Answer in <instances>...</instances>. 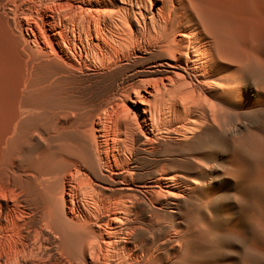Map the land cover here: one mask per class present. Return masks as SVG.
<instances>
[{
  "label": "bare ground",
  "instance_id": "6f19581e",
  "mask_svg": "<svg viewBox=\"0 0 264 264\" xmlns=\"http://www.w3.org/2000/svg\"><path fill=\"white\" fill-rule=\"evenodd\" d=\"M263 27L264 0H0V264H216L258 227Z\"/></svg>",
  "mask_w": 264,
  "mask_h": 264
},
{
  "label": "rangeland",
  "instance_id": "374dc122",
  "mask_svg": "<svg viewBox=\"0 0 264 264\" xmlns=\"http://www.w3.org/2000/svg\"><path fill=\"white\" fill-rule=\"evenodd\" d=\"M261 29H262V31H260L261 33H260V35H258V37H260L259 39L261 40V42H259V39H258L259 43L257 42L258 43L257 46L259 45L258 46L259 48L257 47L256 51H257V54L260 52V55L262 56V58H264V41H263L264 36H263V40L261 39L262 38V32L264 31V27ZM263 35H264V33H263ZM260 44H262V45H260ZM261 56H259V57H261ZM261 60L263 61L264 59H261ZM262 80L264 81V77L262 78ZM252 129L256 130L254 128H252ZM256 132L258 133L259 130H256ZM260 132L261 133H258V134L260 136H262L264 131L262 130ZM225 182H226V184H224L222 186L221 185H218V186L223 189V192H222L223 197L225 199L228 198L227 201L228 200L231 201V200H233V192L232 191H234L233 185L235 182V178H233L232 175H229L226 178ZM222 210L220 209L218 212L220 214L222 211L221 215H222V217H224L226 214L225 213L226 209H222ZM245 216L247 217V211H245ZM260 232L261 233L263 232V233L261 234ZM255 240H256V243H252ZM253 244H256V247L258 248L254 251L256 253L258 252L257 253V259H259V260H257V259L255 260L251 256V255H253V249L251 248V246ZM214 252H215L214 253L215 255L220 254V256H221V257L219 256V258H218V256H216V258L219 260H213V261L217 262L216 264H226V263H228V264H264V219H262V221H260V223H258V227H254L251 229H250V227H248L242 241H240L239 243L238 242H232V243L226 244L225 241L219 240L217 246L214 248ZM260 253L262 254V259H261ZM258 254L260 257L258 256ZM233 257H235L236 259ZM220 258L222 260H220ZM241 259H245V260H241Z\"/></svg>",
  "mask_w": 264,
  "mask_h": 264
}]
</instances>
